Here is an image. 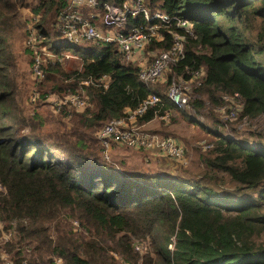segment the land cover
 Masks as SVG:
<instances>
[{"label":"trees","instance_id":"16d2710c","mask_svg":"<svg viewBox=\"0 0 264 264\" xmlns=\"http://www.w3.org/2000/svg\"><path fill=\"white\" fill-rule=\"evenodd\" d=\"M144 1L193 23L185 57L167 71V79L189 78L203 68L190 108L170 100L167 81H143L113 43L53 42L49 35L60 34L54 23L67 0H0V219L13 231L4 247L13 264H55V256L62 264H264V131L231 126L224 133L216 115L222 93L237 91L243 98L237 122L264 116V0ZM19 4L29 7L39 44L59 56L69 46L75 58L45 66L34 102L35 80L29 82L10 42L24 26ZM168 41L150 47L166 48ZM105 75L107 86L99 81ZM88 78V106L58 112L55 126L44 129L38 103ZM152 92L161 105L138 123L177 110L213 135L214 154L200 155L197 171L138 167L131 174L104 157L95 132ZM137 241L148 244L142 254Z\"/></svg>","mask_w":264,"mask_h":264},{"label":"built area","instance_id":"2783aa9c","mask_svg":"<svg viewBox=\"0 0 264 264\" xmlns=\"http://www.w3.org/2000/svg\"><path fill=\"white\" fill-rule=\"evenodd\" d=\"M67 1V7L58 13L54 23L60 34L72 43L94 42L117 45L123 59L139 67V77L145 82L160 81L166 69L185 57L186 41L189 37L195 36L193 23L187 16L170 13L160 8H150L144 0ZM138 17L141 18L140 21L129 20ZM28 29L26 45L33 53L31 78L35 80L29 91V100L34 102L40 98L36 82L44 78L45 66L49 62L61 61V56L46 44H39L41 34L36 28L30 26ZM168 38L169 45L166 48L150 47L154 42H164ZM203 73L202 67L190 70L189 78L172 73L170 78H166L167 96L177 106L190 108V100L196 95L194 87L200 84ZM99 81L107 86L109 76L105 75ZM89 82H93V79L82 80L74 90L63 96L50 93L43 100L50 103L56 113L62 110H83L89 104L83 85ZM222 99L224 103L216 108L217 112H224L225 119L234 121L243 106V98L239 92L234 91L222 93ZM157 105H161V98L157 93L152 92L134 108H126L121 115L109 118L96 131V137L103 147L104 157L108 158L112 144H118L166 156L185 165L188 162L185 144L171 135H161L144 128L137 121L138 117L150 107ZM158 109L155 108L156 113ZM169 114V110H166L156 117L167 120ZM202 117L201 115L200 118ZM250 119L244 115L241 121L247 122ZM212 144L207 138L198 141V146L203 149L210 148ZM135 247L139 248L137 245ZM54 260L55 264H62L60 257L55 256Z\"/></svg>","mask_w":264,"mask_h":264},{"label":"rangeland","instance_id":"374dc122","mask_svg":"<svg viewBox=\"0 0 264 264\" xmlns=\"http://www.w3.org/2000/svg\"><path fill=\"white\" fill-rule=\"evenodd\" d=\"M18 18L21 21H24V26H21L15 29L11 34L10 42L13 44L14 52L16 54V61L19 63L20 67L27 72V78L29 82L31 81V67H32V55L30 52L25 49L26 47V39L28 35V28L32 27V22L28 21L30 10L29 7L19 4L17 8ZM26 20V22H25ZM49 37L53 42H70L67 40L62 34L55 35V33H50ZM66 44V43H64ZM62 50L66 53L60 54L61 55V62L63 64H71L74 61L73 51L69 46H63ZM32 52V51H31ZM75 66H79V63H76ZM166 69L163 72L162 79L158 82L164 83L167 78V71ZM38 109L43 116L44 119V129L48 130L55 126L59 115L53 110V106L50 103L40 102L38 103ZM170 112V111H169ZM172 112V113H171ZM169 114V118L167 120L161 119L159 117H154L151 124H153L151 128H147L149 130L156 131L161 135H171L177 141L183 143L188 146L187 149V158L188 162L183 165L180 162L175 161L172 158L166 156H159L153 152H146L143 150L132 149L126 146L115 144L110 147L109 149V156L108 158L116 161L117 164L125 169L128 173L135 171V168H150V169H165V170H175L176 172H190L193 173L198 170L199 166V157L200 155H213L215 145L212 144L210 148L203 149L202 147L198 146V141L200 139L207 138L209 141L212 140L213 135L200 128L198 123H194L188 120L185 116L182 115L181 112L177 110H172ZM217 112V111H216ZM218 113V112H217ZM218 115L219 119L221 117L222 125H218V128L224 133L229 131L231 126L239 127L241 132L245 133L248 129H261L264 131V116L263 118H255L250 119L247 122L243 121H230L229 119H225V113L219 112ZM223 118V119H222ZM205 122H210L209 119L206 117H202ZM231 132V131H230ZM96 133V132H95ZM103 149V147H102ZM103 152V151H102ZM143 166V167H142ZM187 170V171H186ZM132 174V173H131ZM2 186L0 185V190ZM63 215V213H62ZM54 222H51V231L53 232ZM75 225H78L76 219L73 220ZM8 224L0 219V257H1V264H13L12 260L10 259V253L4 250V247L7 244V240L11 238V230L12 228H4V226ZM136 245L139 247L138 251L142 254L144 251L147 250L148 244L147 242L137 241ZM32 244H28L24 249L26 252L30 251ZM2 255V256H1ZM25 264V263H24ZM142 263L140 259V263Z\"/></svg>","mask_w":264,"mask_h":264},{"label":"crops","instance_id":"0c3cea01","mask_svg":"<svg viewBox=\"0 0 264 264\" xmlns=\"http://www.w3.org/2000/svg\"><path fill=\"white\" fill-rule=\"evenodd\" d=\"M153 119L154 118H152V119H150V120H148V121H145V122H142L141 124H142V126L144 127V128H151V127H153L152 125L153 124H151L152 123V121H153ZM207 135H209V133H207ZM187 149H188V146H187ZM117 161V160H116Z\"/></svg>","mask_w":264,"mask_h":264}]
</instances>
